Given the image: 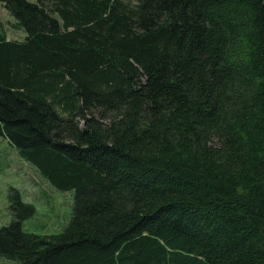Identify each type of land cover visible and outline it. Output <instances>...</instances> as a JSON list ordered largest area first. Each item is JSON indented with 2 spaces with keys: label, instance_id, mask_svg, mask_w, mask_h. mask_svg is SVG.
<instances>
[{
  "label": "trees",
  "instance_id": "obj_1",
  "mask_svg": "<svg viewBox=\"0 0 264 264\" xmlns=\"http://www.w3.org/2000/svg\"><path fill=\"white\" fill-rule=\"evenodd\" d=\"M0 135L75 190L20 264H264V0H0Z\"/></svg>",
  "mask_w": 264,
  "mask_h": 264
},
{
  "label": "rangeland",
  "instance_id": "obj_2",
  "mask_svg": "<svg viewBox=\"0 0 264 264\" xmlns=\"http://www.w3.org/2000/svg\"><path fill=\"white\" fill-rule=\"evenodd\" d=\"M37 1V0H29ZM0 18L10 39H24L23 31L13 27L16 18L0 2ZM17 189L25 202L35 206L36 212L23 222V229L37 234L61 233L68 226L74 208L75 190H62L45 178L18 149L0 135V227L14 218L11 209V189ZM0 264H20L0 254Z\"/></svg>",
  "mask_w": 264,
  "mask_h": 264
}]
</instances>
